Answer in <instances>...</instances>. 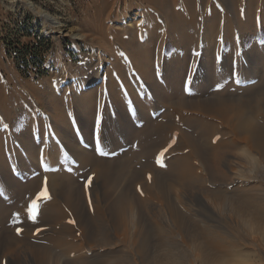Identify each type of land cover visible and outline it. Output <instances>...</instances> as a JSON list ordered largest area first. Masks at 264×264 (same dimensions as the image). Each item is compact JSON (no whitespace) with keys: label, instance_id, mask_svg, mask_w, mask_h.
Instances as JSON below:
<instances>
[{"label":"rangeland","instance_id":"obj_1","mask_svg":"<svg viewBox=\"0 0 264 264\" xmlns=\"http://www.w3.org/2000/svg\"><path fill=\"white\" fill-rule=\"evenodd\" d=\"M231 1L236 15L227 10L222 0H0V142L12 177H17L21 166L15 165L20 156L27 155L26 158L22 156L26 162L36 149L24 153L16 141L23 134L31 135L35 148L39 147L37 152L41 155L38 157L43 158L45 165L32 175L31 182L23 183L19 197L25 198V202L28 200L30 208L44 188L45 180L50 195V199L38 200L35 220L31 219L29 208L9 217L8 233L21 240L15 245L16 250L22 249L29 237L37 241L48 238L57 249L64 248L67 240L83 243L80 231H76L73 212L64 210L61 217L55 218L51 214L55 211L49 207L58 199L52 174L61 168L68 170L64 166L53 167L55 159H63L62 153L57 155L59 157L50 154L54 148L51 144L56 147L58 138H62L54 124V117L62 115L52 113L56 109V106L53 108L55 97L62 103V112L75 136L80 138L81 125L75 108L80 96L91 91L94 97L90 102L95 104L92 107L95 109L92 125L87 126L93 131L90 139L98 143V136L102 145L108 147L117 143L115 131L121 132L128 127L120 124L126 123L128 116L139 110L138 103L143 101L146 110L153 112L156 119L144 128L138 149H133L129 156L117 157L116 153H106L96 143L95 156L112 162L121 160L129 170L137 169L142 175L150 174L151 177H155L156 172L168 173L173 169L193 170L196 159L188 138L189 135L202 136L201 130L212 124L210 118L168 103L154 113L158 110L157 102L144 91L149 87L142 88L147 79L134 63L131 56L134 51L127 48V43L133 44L131 47L140 44L141 53L150 49L153 76L161 87H166L165 67L176 75L183 73L181 78L186 93V81L192 73L199 72L201 63L206 62L205 48L212 47L207 41L211 27L213 37L210 39L214 42L211 54L213 52L215 73L219 75L217 79L225 75L233 85L223 88L219 85L225 82L219 81L215 88L219 93L212 97L222 99L234 92L241 100L254 101L255 106L262 104L264 96L255 97L261 95L258 92L264 89V80L258 81L257 77V81H249L251 85H248L239 83L235 75L249 71L250 62L245 61L254 46L264 51V0ZM173 13L182 20L181 29H174ZM171 59L181 61L182 70H177ZM259 108H255V117L264 120V111L257 114ZM103 127L109 132L105 133ZM42 143L47 146L43 148ZM164 149L167 151L160 156ZM54 170L57 171L54 173ZM98 170L79 168L73 173L88 196L85 204L90 210L96 201L92 199V190L97 184ZM89 177L91 184L86 187ZM139 188L134 183V189L150 204L152 198L149 200L144 189ZM92 221L96 224L97 216ZM8 254L3 252L1 262L7 263Z\"/></svg>","mask_w":264,"mask_h":264},{"label":"bare ground","instance_id":"obj_2","mask_svg":"<svg viewBox=\"0 0 264 264\" xmlns=\"http://www.w3.org/2000/svg\"><path fill=\"white\" fill-rule=\"evenodd\" d=\"M222 1L227 10L236 15L234 3ZM172 20L174 29L182 28L179 16L174 14ZM210 28L207 41L213 47ZM128 44L127 48L134 51L131 54L134 63L147 79L142 88L149 87L144 91L157 102L158 110L154 113L168 103L186 107L193 113H204L210 118L212 124L201 130L202 136L189 135L188 138L196 159L193 170L182 172L179 168L168 173L156 172L149 180V175H142L137 169L129 170L121 160L99 159L95 156L97 141L92 143L93 131L87 128L94 119L95 108L92 107L95 104L90 102L93 93L88 90L80 96L75 108L81 125L80 138L75 136L62 112V103L55 97L53 108L56 106V109H52V113L62 115L54 117L62 138L57 136L59 143L56 147L51 144L54 148L50 154L59 157L57 155L62 153L63 159H55L53 167L64 166L68 170H54L57 173L52 174L51 180L58 199H54V204L49 207L57 213L51 212L55 218L61 217L64 210L73 212L76 231H80L83 243L67 240L64 248L57 249L48 238L37 241L29 237L23 248L16 250L15 245L21 240L8 233L11 226L8 219L29 208V201L19 197L23 183L31 182L32 175L45 165L43 158L38 157L41 155L37 152L39 147L35 148L31 135L26 133L16 142L24 153L36 151L26 162L27 155L20 156L15 165L21 166L17 177H12L0 142V264L3 252L9 253L7 263L3 264H264V120L255 117V108L260 106L257 114L263 113L264 99L262 104L255 106L254 101L235 96L234 90L233 95L230 93L222 99L212 97L219 93L215 89L219 81L225 82V85H219L223 88L232 85L225 75L217 79L212 47L205 48L206 62L201 63L199 72L192 73L186 81L184 93L183 73L176 75L165 67L166 87H161L153 76L150 49L141 53L140 44H135L137 47ZM248 61L249 71L235 75L239 83L255 82L257 77L258 81H263L264 51L254 46L246 56L245 63ZM171 62L177 70H182L184 64L181 61L171 59ZM222 70H225L224 66ZM258 93L261 95L255 98L261 99L264 89ZM138 104L140 112L130 114L127 122L120 124L128 127L121 132L115 131L118 134L114 136L116 144L103 146L96 136L98 146L106 153L129 156L133 149H138L144 128L156 119L153 112L146 110L143 101ZM103 130L109 132L104 127ZM42 144L43 148L47 146ZM92 167L99 170L95 190H92V199L96 198V201L90 210L85 204L88 196L73 173L79 168ZM202 181L206 183L202 184ZM134 183L142 191L144 189L143 194H148L149 200L152 198L150 204L134 189ZM95 216L98 218L96 224L92 221ZM59 237L65 239L66 235Z\"/></svg>","mask_w":264,"mask_h":264},{"label":"snow or ice","instance_id":"obj_3","mask_svg":"<svg viewBox=\"0 0 264 264\" xmlns=\"http://www.w3.org/2000/svg\"><path fill=\"white\" fill-rule=\"evenodd\" d=\"M217 139H219V138H217ZM173 143H175V141H173ZM165 151H167V149L162 150V152L160 153V156H163ZM91 179H92L91 177L88 178V180L86 182V187L91 184ZM150 179H151V175L149 174V180ZM41 198L50 199V195H49L48 190H47V181L46 180H45L44 188L38 193L37 199L32 201L31 206L29 208V212L31 213V219H33V220H35L36 214L38 213V209H39L38 200ZM89 202H90V200H89ZM17 215H19V214H17ZM72 223H74V221H72Z\"/></svg>","mask_w":264,"mask_h":264}]
</instances>
